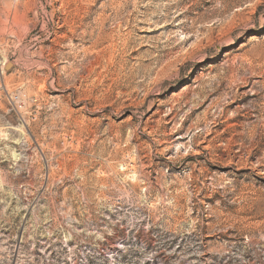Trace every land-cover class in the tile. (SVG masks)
<instances>
[{
  "label": "rangeland",
  "instance_id": "374dc122",
  "mask_svg": "<svg viewBox=\"0 0 264 264\" xmlns=\"http://www.w3.org/2000/svg\"><path fill=\"white\" fill-rule=\"evenodd\" d=\"M0 264H264V0H0Z\"/></svg>",
  "mask_w": 264,
  "mask_h": 264
},
{
  "label": "bare ground",
  "instance_id": "6f19581e",
  "mask_svg": "<svg viewBox=\"0 0 264 264\" xmlns=\"http://www.w3.org/2000/svg\"><path fill=\"white\" fill-rule=\"evenodd\" d=\"M18 1V0H17Z\"/></svg>",
  "mask_w": 264,
  "mask_h": 264
}]
</instances>
